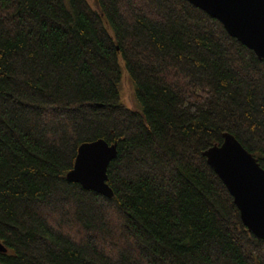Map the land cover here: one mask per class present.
Here are the masks:
<instances>
[{"label":"trees","instance_id":"1","mask_svg":"<svg viewBox=\"0 0 264 264\" xmlns=\"http://www.w3.org/2000/svg\"><path fill=\"white\" fill-rule=\"evenodd\" d=\"M93 2L0 0V264H264L203 154L264 168V59L189 0ZM99 138L111 197L67 179Z\"/></svg>","mask_w":264,"mask_h":264},{"label":"water","instance_id":"2","mask_svg":"<svg viewBox=\"0 0 264 264\" xmlns=\"http://www.w3.org/2000/svg\"><path fill=\"white\" fill-rule=\"evenodd\" d=\"M189 1L219 19L232 36L264 59V0ZM117 153V142L110 144L102 138L83 142L67 179L84 189L113 196L107 169ZM203 154L234 197L244 224L264 239V168L258 159L229 132L224 133L221 144L215 143ZM7 250L0 241V252Z\"/></svg>","mask_w":264,"mask_h":264},{"label":"rangeland","instance_id":"3","mask_svg":"<svg viewBox=\"0 0 264 264\" xmlns=\"http://www.w3.org/2000/svg\"><path fill=\"white\" fill-rule=\"evenodd\" d=\"M91 4H93V0H88ZM121 93L122 98L125 104L129 107L140 108V103L135 95V86L126 71L123 74V80L121 85Z\"/></svg>","mask_w":264,"mask_h":264}]
</instances>
